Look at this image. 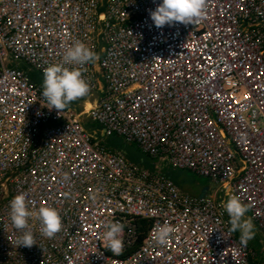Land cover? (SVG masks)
Wrapping results in <instances>:
<instances>
[{"label": "built area", "instance_id": "1", "mask_svg": "<svg viewBox=\"0 0 264 264\" xmlns=\"http://www.w3.org/2000/svg\"><path fill=\"white\" fill-rule=\"evenodd\" d=\"M159 2L0 0V264H255L224 203L239 196L264 234V0H205L203 19L157 28ZM77 41L99 56L81 69L90 91L48 110L28 70L43 76ZM83 116L206 178L207 192L107 148ZM21 193L33 213L55 208L61 230L44 236L35 215L16 229ZM113 221L125 224L119 255L102 240ZM23 231L33 246H18Z\"/></svg>", "mask_w": 264, "mask_h": 264}, {"label": "clouds", "instance_id": "2", "mask_svg": "<svg viewBox=\"0 0 264 264\" xmlns=\"http://www.w3.org/2000/svg\"><path fill=\"white\" fill-rule=\"evenodd\" d=\"M205 0H160L149 16L153 25L163 28L174 23L193 24L205 15ZM63 63L53 64L44 69L41 96L46 102L48 110L58 112L65 110L73 101L86 96L90 85L83 77L82 67L85 65L97 66L98 54L83 42H74L69 46L63 56ZM65 64L74 65L71 69ZM224 210L228 216V231L238 233L239 243L246 246L254 238V225L252 219L246 216L247 206L242 204L239 196L230 195L224 203ZM10 220L18 230L28 226L29 219L35 215L41 224V231L46 237H53L61 230V219L55 208L40 207L33 213L21 193L10 201ZM102 240L105 247L113 254L119 255L123 250V237L125 224L121 221L107 223ZM178 231V229H177ZM173 228L167 224L160 226L156 231V239L166 243ZM35 244L31 231H23L18 237V246L31 247Z\"/></svg>", "mask_w": 264, "mask_h": 264}, {"label": "rangeland", "instance_id": "3", "mask_svg": "<svg viewBox=\"0 0 264 264\" xmlns=\"http://www.w3.org/2000/svg\"><path fill=\"white\" fill-rule=\"evenodd\" d=\"M75 105L78 106V104H75ZM82 119L85 122L88 121L85 116H83ZM89 126L91 127V129H94L96 127V125L92 123ZM115 138H116L115 140L118 141L120 148L124 152H126V156L128 158L131 159L132 157L133 159H135L133 161H136L137 163L140 162L139 164L145 167L153 168V167L158 166L159 167L157 169L158 171L162 172L163 174L168 175L181 189L185 191H188V190H190L191 192L198 191L197 194H199L200 187L198 186L201 184L202 185L208 184V181L206 180V178L202 176H198L190 170L175 169L171 167L169 164L160 161L161 159L150 158L144 155L135 145L124 143L122 138L120 137H115ZM137 159H139V161ZM246 216L248 217L247 213H246ZM253 225H254V232H255L254 238L259 244V248L261 249L260 251H262L264 254V239H263L264 234L259 231V229L254 223ZM253 239H251L249 242H256V241H253ZM249 242L247 243V245L252 255L251 258L253 259V262H255V264H259L256 261L260 258L261 255L257 254L256 250L252 247V244H250Z\"/></svg>", "mask_w": 264, "mask_h": 264}, {"label": "trees", "instance_id": "4", "mask_svg": "<svg viewBox=\"0 0 264 264\" xmlns=\"http://www.w3.org/2000/svg\"><path fill=\"white\" fill-rule=\"evenodd\" d=\"M20 66H24L23 64ZM28 75L31 79V81H33L36 84H39L42 86V82H43V76H41L38 72L34 71V70H28ZM69 106H76L74 102H72ZM95 124L96 127L94 129H91V127L89 126L90 124ZM84 126L87 128L88 131H90L91 133H94L97 137L101 138V142L109 149L111 150H120L123 151L120 146L118 141H116L115 137L117 136H108L105 137L103 135H101V127L100 125H98L97 123L91 122L90 120L88 121H84ZM112 138V139H111ZM125 155V154H124ZM126 156V155H125ZM127 157V156H126ZM129 159V158H128ZM129 160H135L131 157V159ZM139 161V159H137ZM136 162V161H134ZM140 163V162H138ZM149 165V164H148ZM203 187V185L199 188V190ZM144 228V227H143ZM237 236H239L238 233H235ZM264 239V238H263ZM253 241H256V239L254 238ZM250 244H252V247L256 250L257 254L261 255L260 258L256 261L259 264H264V254L262 251H260L261 249L259 248V244L258 242H249ZM251 262H253V259H251ZM255 263V262H254Z\"/></svg>", "mask_w": 264, "mask_h": 264}, {"label": "water", "instance_id": "5", "mask_svg": "<svg viewBox=\"0 0 264 264\" xmlns=\"http://www.w3.org/2000/svg\"><path fill=\"white\" fill-rule=\"evenodd\" d=\"M101 135H103V136H105L104 135V131H103V128L101 129ZM105 137H107V136H105ZM207 190H208V184H205L203 187H202V189H201V192L198 194V196L199 197H202L206 192H207Z\"/></svg>", "mask_w": 264, "mask_h": 264}, {"label": "crops", "instance_id": "6", "mask_svg": "<svg viewBox=\"0 0 264 264\" xmlns=\"http://www.w3.org/2000/svg\"><path fill=\"white\" fill-rule=\"evenodd\" d=\"M125 155H126V152H124V151H122ZM127 159H128V157H126ZM130 159V158H129ZM132 161V160H131ZM202 186V184L201 185H199L198 187H201ZM204 186V185H203ZM202 189V188H201ZM201 189H200V191H199V193L201 192ZM188 192L189 193H191V194H197V192L198 191H195V192H191L190 190H188Z\"/></svg>", "mask_w": 264, "mask_h": 264}, {"label": "bare ground", "instance_id": "7", "mask_svg": "<svg viewBox=\"0 0 264 264\" xmlns=\"http://www.w3.org/2000/svg\"><path fill=\"white\" fill-rule=\"evenodd\" d=\"M260 231V230H259ZM261 232V231H260ZM236 235V234H235ZM237 236V235H236Z\"/></svg>", "mask_w": 264, "mask_h": 264}]
</instances>
